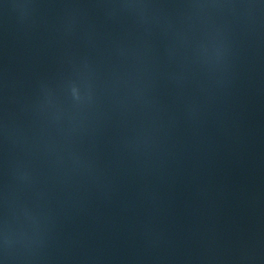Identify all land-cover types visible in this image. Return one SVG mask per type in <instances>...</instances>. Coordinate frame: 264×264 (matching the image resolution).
<instances>
[{"label":"water","instance_id":"1","mask_svg":"<svg viewBox=\"0 0 264 264\" xmlns=\"http://www.w3.org/2000/svg\"><path fill=\"white\" fill-rule=\"evenodd\" d=\"M0 264H264V0H7Z\"/></svg>","mask_w":264,"mask_h":264}]
</instances>
